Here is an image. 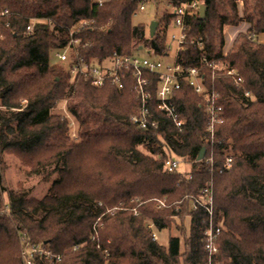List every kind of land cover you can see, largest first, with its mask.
Segmentation results:
<instances>
[{
  "label": "trees",
  "instance_id": "1",
  "mask_svg": "<svg viewBox=\"0 0 264 264\" xmlns=\"http://www.w3.org/2000/svg\"><path fill=\"white\" fill-rule=\"evenodd\" d=\"M168 1L177 6L192 0H156L165 9ZM200 1L207 7L206 15L188 19L187 35L202 38L204 52L187 44L177 60L186 70L198 68L206 87L214 86L220 93L224 123L217 137L224 144L216 147V166H223V149L231 148L233 158L231 168L221 175L210 173L197 160L201 150L208 149L204 142L207 118L203 100L188 82H182L174 99L185 120L183 131L174 128L154 101L148 105L150 116L160 126L142 130L131 122L140 102L130 82L123 91L111 83L96 89L89 80L71 79L62 68L51 65L52 52L67 46L70 31L83 20L97 25L77 36L87 44L80 51L87 61L103 62L115 51L131 55L141 47L165 55L171 25L165 11L151 37L149 26L132 24L139 0H106L102 6L97 0H0V9L9 10L0 17V104L7 108L6 115L0 111V153L16 150L42 157L31 159L36 162L34 172L48 166L58 168L61 175L55 183L61 188L49 201H30L4 186L0 156V192L8 196L9 207L8 214L0 215V239L6 240L8 248L5 257L0 255V264H23L24 238L27 246L64 254L59 264H208L202 211L185 210L183 204L162 211L152 199L166 197L172 205L185 195L177 189L179 183L198 193L210 178L214 180L215 216L226 227L214 263L264 264V44L258 41L264 34V0ZM36 19L50 23L36 24L28 32ZM109 20L112 27L106 28ZM162 23L165 28L159 32ZM242 23L250 25L248 32L240 33L224 55L227 28ZM203 55L208 62L229 64L239 72L243 85L235 86L214 74L203 63ZM148 77L154 92L158 77ZM61 102H67L79 123L78 141L68 136L67 122L54 114ZM11 123H16L14 130ZM9 133L15 137L9 138ZM164 147L190 162L188 173L194 184L185 181L184 175L189 174L165 171ZM108 207L117 210L106 213ZM135 208L139 215L128 211ZM181 213L190 218L183 247L178 237H170L166 247L153 240L145 222L163 231ZM99 218L103 227L97 228L100 240L95 243L92 229ZM74 246L80 248L71 251ZM34 264L52 263L36 257Z\"/></svg>",
  "mask_w": 264,
  "mask_h": 264
},
{
  "label": "built area",
  "instance_id": "2",
  "mask_svg": "<svg viewBox=\"0 0 264 264\" xmlns=\"http://www.w3.org/2000/svg\"><path fill=\"white\" fill-rule=\"evenodd\" d=\"M105 2L106 0H97L99 6H102ZM148 4L156 8L157 2L156 0H139V12H144ZM201 6L202 3L200 0H192L184 1L177 6H174L169 2L168 8L165 9V13L171 17V25L175 28V32H171L169 35L172 44H168L166 41L167 52L165 54L167 56L171 51H174L173 63L163 64L161 61H155L148 57H140L138 51L148 47H141L137 52H134L131 55L120 54L115 51L111 57L103 62L95 59L87 61L80 55V51L86 47L87 44L77 36L81 32L92 30V24L94 22L91 20H83L79 22L77 26L70 31V39L67 46L55 51L53 53V58L58 60V63L62 66L61 68L67 72L71 79L82 77L83 79L89 80L91 85L96 89L103 88L107 83H111L118 91H123L128 82H130L132 90L140 102L139 107L131 117V122L142 130H148L149 128L156 129L160 126L158 120L150 116V108L148 105L154 101L158 110L169 119L174 128L179 132L183 131L185 120L180 117L174 99L176 94L181 90L182 82H188V84L194 89L195 93L203 100L207 118L204 142L208 149H206L202 161L207 168H209L210 173L221 175L231 168L233 158L232 154L229 153L231 148H228L227 151L223 149V152H228V154L225 156L223 166H216V147L224 144V141L217 137V130L224 123V109L220 104V93H218L214 86H212V88L206 87L198 68H189L186 70L177 60L178 54L187 44L204 52V40L202 38L189 39L187 35V21L189 18L200 14ZM8 14V9H0V17H4ZM27 31H32L31 24L27 28ZM148 52L154 53L150 48H148ZM202 61L203 63H206L214 74L223 75L230 79L235 86L243 85L244 80L239 72L233 69L229 64L208 62L204 55ZM149 75H155L158 77L154 92L150 90L151 79L148 77ZM159 140L163 145H166V141L162 136L159 137ZM164 151L166 154L164 162L165 171L168 173H181L180 166L182 165V159H178L175 156L176 154L174 155V153L167 147H164ZM192 179V175L189 174L186 176V180ZM200 193L201 196L194 198L192 203L194 204L195 211L202 210L208 215L207 220H205L203 231L205 251L208 254L209 259L208 264H220L214 263L213 261L219 254L217 241L218 236L221 233L220 226L214 223L213 178H210L206 183V186L201 189ZM158 207L164 208V202L158 201ZM154 227V224L149 225L153 240L156 239V235L153 232ZM94 230V235L91 237V241L96 243L99 239L96 229ZM76 249L77 248L74 250ZM22 257L24 264H33L36 257H43L48 262L52 261V259H60V257L56 256L53 258L50 249L42 246H27Z\"/></svg>",
  "mask_w": 264,
  "mask_h": 264
},
{
  "label": "rangeland",
  "instance_id": "3",
  "mask_svg": "<svg viewBox=\"0 0 264 264\" xmlns=\"http://www.w3.org/2000/svg\"><path fill=\"white\" fill-rule=\"evenodd\" d=\"M169 2V1H168ZM106 3V2H105ZM137 14L133 16L132 18V24L133 26H137L139 24H146V26H150L151 22L154 20H160L162 19V17L164 16V11L165 8L163 6L159 7L158 5H156V8H154L152 5L148 4L146 6V10L144 12H139V10L137 9ZM238 12L240 17H243V6L242 3L239 2L238 3ZM157 18V19H156ZM96 22V20H95ZM108 22V23H107ZM106 23V28H111L113 22L111 20L107 21ZM49 24L50 22L47 20H43V19H36V20H32L30 22V24L32 25V29L34 28V26L36 24ZM247 25L246 23H242L240 26L238 27H229V28H234V34H236L233 37V41L229 44L226 45V41H225V47L223 49V54L226 55L228 54V52H230V50L233 48L234 43L237 39V37L239 36L240 33H246V29H247ZM105 26V25H104ZM97 25L96 23L92 24V30L96 29ZM165 26L161 25L159 32H162V30H164ZM227 28V29H229ZM175 28L171 25L168 30H167V34H166V41L172 44V42L170 41V33L171 32H175L174 31ZM227 31V30H226ZM147 33H149V27H148V31ZM226 33V32H225ZM225 37V35H224ZM166 42V43H167ZM87 47V46H86ZM84 47V48H86ZM83 48V49H84ZM55 51L52 52V57H51V65L52 66H57L59 68H61L62 66L58 63L57 59L53 58V53ZM57 53V52H56ZM138 54L140 55V57H148L150 59H153L155 61H161L163 64H167V63H173L174 61V51H171L169 53V55H159L157 53H149L148 52V48H145L143 50H139ZM0 90H2L0 88ZM27 105V101H23L22 102V106L26 107ZM13 110V109H12ZM0 111L3 112V114L6 115V111L7 108L1 106L0 104ZM54 114L56 116H59L60 118H62L61 120L66 121L68 124V131L67 134L68 136L73 139L78 141L79 140V123L78 121L71 115V113L68 110V106H67V102H61L57 104V107L54 110ZM13 130L16 127V123H11ZM1 126V125H0ZM8 136H10L9 138H14L15 136H11V134L9 133ZM170 150V149H169ZM230 153V152H229ZM224 156H226L228 154V152H223ZM175 155V153H174ZM1 156V160L3 162V166H2V171H3V179H4V186L6 188H8L9 190L14 191L17 194H24L28 200L30 201H49L50 197L53 195V192L55 190H58L61 188V186H56V182H58L60 180V170L58 168L54 169L53 167H44L41 168L37 173L33 171V169L36 167V162L35 161H31V159H35L36 161H39L41 159H44L42 157H31L30 155H23L21 153H19L16 150H6L4 151L2 154L0 153ZM178 159L181 160V158L177 155H175ZM165 158H166V154H165ZM191 164L188 160L184 159L182 160V165L180 166V172L179 174H189L188 172L191 169ZM206 166V165H205ZM207 167V166H206ZM176 177H178L179 175H175ZM187 176V175H184ZM185 181L187 183L194 184L192 182H194V180H186L185 177ZM177 189H181L184 192V197L181 201H178L174 204H170L169 203V198H161V199H157V198H153L152 201H155V206L157 209L165 211V210H169L170 207L172 206H179L180 204H183V207L185 210H187V208H189L191 212H201L202 210H196L194 209V204L192 203V200L194 198L200 197L201 193L200 191L198 193H194L192 191H190V189L188 188H184L181 186V183H179V185H177ZM137 199V198H136ZM163 201L165 204L164 208H159L158 207V201ZM133 201V200H132ZM101 205V204H100ZM102 207V206H100ZM0 208L3 209L0 212V215H5L8 214L9 212V207H8V196L4 193L0 192ZM214 220L216 223V225L220 226L221 228V233H223L226 230V227L223 226V221H217L216 216H215V195H214ZM120 209V208H119ZM117 210V208H105V212L106 213H110ZM121 210H127L125 208L121 209ZM128 211H134L135 215H139V213L137 212V208L132 209V210H128ZM104 213V214H106ZM202 213L204 214L205 220H207L208 215L205 214L203 211ZM43 214H39V218L43 217ZM102 216V215H101ZM174 223L173 225L163 231H159L156 229V227L153 228V232L156 235V239L155 241L161 245L166 247L168 245V241L170 237H178L181 240V246L183 247V240L185 235L187 236L188 231H189V227H190V218L186 216L185 213H181L179 216L173 218ZM217 221V222H216ZM147 223L146 226L153 224L152 222ZM103 225L101 224V218L97 219L92 231H95L94 229L98 228V231L100 229H102ZM151 231V230H150ZM182 231L185 233L183 234ZM220 233V235H221ZM98 234V239L99 238V232H97ZM220 235L218 236V241L217 243H219V238ZM98 240V241H99ZM5 239L1 238L0 239V255H3V257H5L6 252H8V248L5 245ZM25 238L22 240V244H21V257L23 256V252L25 251V249L27 248V245L25 244ZM32 245H30L31 247ZM75 248H77L76 250H74ZM80 248V246H74L71 251H77ZM49 249V248H48ZM28 250V249H27ZM50 251L52 252V257L54 258L56 257H60V259H52V261H50L52 264H59L63 257L64 254H60V253H56L55 251H53L52 249H50ZM23 260V257H22ZM23 264H24V260H23ZM34 264V262H33Z\"/></svg>",
  "mask_w": 264,
  "mask_h": 264
},
{
  "label": "water",
  "instance_id": "4",
  "mask_svg": "<svg viewBox=\"0 0 264 264\" xmlns=\"http://www.w3.org/2000/svg\"><path fill=\"white\" fill-rule=\"evenodd\" d=\"M206 10H207V7L205 5H202L201 8H200V16L201 18H204L205 15H206ZM159 27V22L154 20L151 22L150 26H149V32H150V36L153 37L157 31ZM205 152H206V149L203 148L197 158L198 161H202L203 158H204V155H205Z\"/></svg>",
  "mask_w": 264,
  "mask_h": 264
},
{
  "label": "crops",
  "instance_id": "5",
  "mask_svg": "<svg viewBox=\"0 0 264 264\" xmlns=\"http://www.w3.org/2000/svg\"><path fill=\"white\" fill-rule=\"evenodd\" d=\"M250 28V25H247V29H246V32H248ZM234 28H229L227 29L226 33H225V41H226V45L231 43L233 41V37L232 36H235L236 34H234ZM245 33V32H244ZM258 41L262 44H264V34L263 35H260L259 36V39ZM229 42V43H228Z\"/></svg>",
  "mask_w": 264,
  "mask_h": 264
}]
</instances>
